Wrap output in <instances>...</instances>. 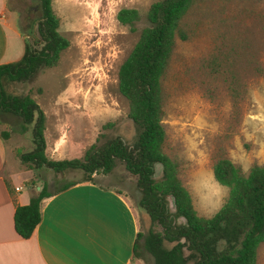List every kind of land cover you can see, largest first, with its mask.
Here are the masks:
<instances>
[{"label": "rangeland", "instance_id": "rangeland-1", "mask_svg": "<svg viewBox=\"0 0 264 264\" xmlns=\"http://www.w3.org/2000/svg\"><path fill=\"white\" fill-rule=\"evenodd\" d=\"M155 1L52 0L58 32L69 47L57 67L42 70L31 82L6 86L12 96L32 98L45 114L48 157L57 149L56 161L81 160L92 145L115 138L128 147L134 144L137 132L118 92L117 74L146 28L145 16ZM7 8L31 43L24 26L26 18L38 17L37 2L7 0ZM123 9L139 14L134 31L116 20ZM183 28L187 40H177L163 81L165 150L179 164V179L197 215L211 218L229 193L212 175L218 159L229 160L244 175L254 167L264 168V0L199 2ZM0 129L10 136L14 158L9 159V167L16 165V180L28 179L27 185L48 183L52 191L85 177L80 171L30 170L17 157L33 148L30 128L22 133L20 119L5 114ZM160 174L155 168L156 179ZM92 180L125 192L138 206L137 177L118 161L111 174L99 173ZM139 213L144 221L141 234L161 231L151 226L144 212ZM146 264L153 262L147 258ZM256 264H264V244L257 251Z\"/></svg>", "mask_w": 264, "mask_h": 264}, {"label": "trees", "instance_id": "trees-1", "mask_svg": "<svg viewBox=\"0 0 264 264\" xmlns=\"http://www.w3.org/2000/svg\"><path fill=\"white\" fill-rule=\"evenodd\" d=\"M38 17L26 18L22 58L0 66V119L15 116L21 131L30 128L32 150L19 153L18 160L30 170L47 169L54 174L80 171L83 182L97 174L109 175L116 161L130 175L137 177L141 199L137 208L148 217L152 227L146 235L138 234L133 258H147L153 264H256L257 251L264 244V168L254 167L244 175L227 159H218L212 168L215 182L228 189V198L211 217H199L192 200L179 179V164L166 153V134L162 125L164 109L163 81L168 74L177 40H187L183 22L199 2L247 0H157L145 16L146 28L120 66L117 87L127 102L128 119L137 136L131 147L115 138L103 145H92L81 160H52L46 153V117L29 96L7 93L10 83H27L46 69L58 66L69 42L59 32V19L52 10V0H35ZM116 20L134 31L141 20L135 10L123 9ZM2 136L7 138L8 133ZM160 177L155 178V168ZM74 184H65L52 192L44 184L29 204L16 207L13 226L16 234L29 239L41 221L43 200L63 192ZM171 247L167 249L164 244Z\"/></svg>", "mask_w": 264, "mask_h": 264}, {"label": "crops", "instance_id": "crops-1", "mask_svg": "<svg viewBox=\"0 0 264 264\" xmlns=\"http://www.w3.org/2000/svg\"><path fill=\"white\" fill-rule=\"evenodd\" d=\"M8 11L7 0H0V66L18 62L25 50L17 16ZM3 133L0 129V264H145L133 258L144 222L137 205L125 192L93 180L71 179L65 184L73 186L43 200L39 225L29 239L20 238L13 226L15 208L27 206L48 183L15 179L10 136ZM56 152L49 158L54 160Z\"/></svg>", "mask_w": 264, "mask_h": 264}, {"label": "built area", "instance_id": "built-area-1", "mask_svg": "<svg viewBox=\"0 0 264 264\" xmlns=\"http://www.w3.org/2000/svg\"><path fill=\"white\" fill-rule=\"evenodd\" d=\"M20 190H21L20 188H18V189H15V191H16V192H19Z\"/></svg>", "mask_w": 264, "mask_h": 264}, {"label": "water", "instance_id": "water-1", "mask_svg": "<svg viewBox=\"0 0 264 264\" xmlns=\"http://www.w3.org/2000/svg\"><path fill=\"white\" fill-rule=\"evenodd\" d=\"M158 167H156V169H157ZM38 190H39V188H38Z\"/></svg>", "mask_w": 264, "mask_h": 264}]
</instances>
